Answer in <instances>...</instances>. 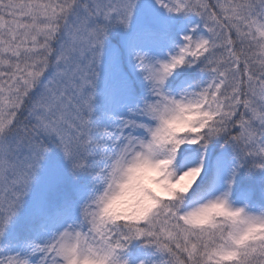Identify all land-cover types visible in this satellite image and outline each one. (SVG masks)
<instances>
[{
    "label": "snow or ice",
    "instance_id": "6c2138e0",
    "mask_svg": "<svg viewBox=\"0 0 264 264\" xmlns=\"http://www.w3.org/2000/svg\"><path fill=\"white\" fill-rule=\"evenodd\" d=\"M0 264H264V0H0Z\"/></svg>",
    "mask_w": 264,
    "mask_h": 264
}]
</instances>
